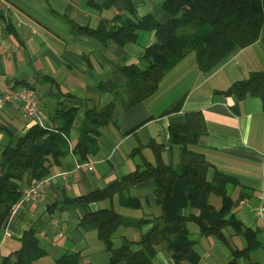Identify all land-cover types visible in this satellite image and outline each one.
<instances>
[{
    "label": "crops",
    "instance_id": "1",
    "mask_svg": "<svg viewBox=\"0 0 264 264\" xmlns=\"http://www.w3.org/2000/svg\"><path fill=\"white\" fill-rule=\"evenodd\" d=\"M106 3L108 0H0V94L32 86L42 110L39 119L27 117L18 102L0 111V173L7 162L3 148L11 136L15 144L35 123L56 128L64 123L57 113L59 108L78 107L69 136L70 152L57 162L52 158L50 174L40 180L44 198L25 200L0 228V264L21 247L22 235L31 228L37 230L47 251L33 264H54L68 252H79L81 264H108L111 253L98 231L80 227L82 218L98 209H113L140 221L120 226L112 239L114 247H120L124 239L141 240L162 213L153 192L154 179L130 187V194L139 200L137 206L124 205L119 192L91 202L73 199L135 171L143 161L155 163L151 142L163 144L164 162L179 163L181 148L171 144L170 126L195 110L203 112L208 132L190 148L203 153L211 163L210 180L219 171L237 181L229 186L232 212L245 227L257 231L260 241L249 256L237 257V264H264V217L256 212V207L264 204V105L259 96L238 100L222 92L252 72L264 71L263 42L235 47L208 71L199 68L197 54L191 51L162 78L155 93L119 110L114 122L102 126L98 151L80 161L73 148L88 108L111 102L113 88L128 82L123 66L139 62L156 41L154 30H139L137 39L125 44L100 39L88 31L99 29L103 22L115 25L117 15L137 18L156 9L163 20L169 17L162 4L153 0ZM129 3L134 5L135 14L128 10ZM32 181L23 180L22 192ZM209 200L216 208L222 206L221 195L212 193ZM181 211L185 215L199 212L190 205ZM188 227L197 239L199 264H227L234 258V249L247 246L246 237L231 225L222 230L224 237L201 235L195 221ZM157 250L156 264H175L165 242Z\"/></svg>",
    "mask_w": 264,
    "mask_h": 264
},
{
    "label": "trees",
    "instance_id": "2",
    "mask_svg": "<svg viewBox=\"0 0 264 264\" xmlns=\"http://www.w3.org/2000/svg\"><path fill=\"white\" fill-rule=\"evenodd\" d=\"M162 7L169 15L166 20L154 12L137 18L117 15L115 25L103 22L99 29H88L100 39L112 38L119 44L135 41L139 30H154L156 41L146 48L139 62L123 66L128 82L113 88L111 102L88 108L84 127L73 148L80 161L98 151L102 126L114 122L119 110L128 109L155 93L162 78L191 51L197 54L199 68L208 71L237 46L245 47L258 40L264 44V0H163ZM133 9L134 5L129 3L128 10L135 14ZM222 92L235 95L238 100L249 95L259 96L264 105V71H254L247 79L235 82ZM57 113L63 124L51 128L35 123L25 135L16 138L15 144L11 136V142L3 148L7 162L0 173V228L11 214L13 204L23 195L20 189L23 180L46 178L51 172V159L57 162L70 152L69 136L78 107H61ZM2 129L9 134L4 127ZM207 132L203 112H187L183 121L170 126V142L181 148L179 163L164 162L161 158L163 144L151 142L157 157L155 163L143 161L135 171L73 199L91 202L119 192L124 205L137 206L139 200L130 194V187L154 179L153 192L162 213L153 220V226L141 240L124 239L120 247H114L112 239L117 229L140 221L126 218L113 209H98L82 218L80 227L96 229L111 253L108 264L123 260L127 264H156L157 246L164 242L175 264H186V261L199 264L200 254L195 249L197 239L188 227L190 221L200 226L201 235H222V230L231 225L246 237L247 246L234 249V258L227 264H237V257L249 256L250 251L260 245L257 231L245 227L232 212L229 186L237 181L219 171L210 180L211 163L203 153L190 148V144L197 143ZM212 193L222 196L220 208L210 202ZM188 205L199 212L185 215L181 210ZM21 241V247L6 256L2 264H33L47 253L35 228L25 231ZM81 259L79 252H68L54 264H81Z\"/></svg>",
    "mask_w": 264,
    "mask_h": 264
},
{
    "label": "built area",
    "instance_id": "3",
    "mask_svg": "<svg viewBox=\"0 0 264 264\" xmlns=\"http://www.w3.org/2000/svg\"><path fill=\"white\" fill-rule=\"evenodd\" d=\"M18 102L27 117L39 119L42 114L38 92L34 87L20 86L0 94V111L10 103ZM44 198V187L42 181L33 179L31 185L23 192L21 198L13 204L12 211L21 208L24 201L28 199ZM256 212L264 217V204L256 207Z\"/></svg>",
    "mask_w": 264,
    "mask_h": 264
},
{
    "label": "rangeland",
    "instance_id": "4",
    "mask_svg": "<svg viewBox=\"0 0 264 264\" xmlns=\"http://www.w3.org/2000/svg\"><path fill=\"white\" fill-rule=\"evenodd\" d=\"M153 1H154V2H157V3H159V4H162V2H163V0H153ZM152 12L157 13L158 15L161 16V14H160V13L158 12V10H156V9H153Z\"/></svg>",
    "mask_w": 264,
    "mask_h": 264
}]
</instances>
